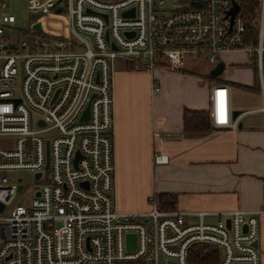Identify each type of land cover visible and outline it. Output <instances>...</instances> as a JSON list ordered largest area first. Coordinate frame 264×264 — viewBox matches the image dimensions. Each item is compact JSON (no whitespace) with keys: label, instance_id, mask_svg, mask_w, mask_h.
Returning <instances> with one entry per match:
<instances>
[{"label":"built area","instance_id":"1","mask_svg":"<svg viewBox=\"0 0 264 264\" xmlns=\"http://www.w3.org/2000/svg\"><path fill=\"white\" fill-rule=\"evenodd\" d=\"M7 2L0 0V264H193L197 245L219 250L215 264H260L259 212L160 210L154 196L145 212L116 210L112 76L116 60L152 74L183 69L188 59L214 68L225 51L245 50L259 71L264 114V0L255 44L241 0H26L22 31ZM50 18L61 32L44 25ZM209 115L212 129L238 128L226 88L212 90ZM153 162L168 158L157 152ZM20 173L36 186L27 189Z\"/></svg>","mask_w":264,"mask_h":264},{"label":"crops","instance_id":"2","mask_svg":"<svg viewBox=\"0 0 264 264\" xmlns=\"http://www.w3.org/2000/svg\"><path fill=\"white\" fill-rule=\"evenodd\" d=\"M192 60L186 65L196 73H183L185 65L179 72L157 68L147 74L114 61L116 210L145 212L150 197L167 193L175 198L173 210L259 212L257 248L264 264V114L260 75L258 84L255 77L259 71L245 50L222 53L218 63L225 68L217 78ZM215 88H226L232 111H240L238 128L217 130L210 125L204 133L183 132L185 110L205 111L210 121ZM157 152L167 156L166 164L153 162Z\"/></svg>","mask_w":264,"mask_h":264},{"label":"trees","instance_id":"3","mask_svg":"<svg viewBox=\"0 0 264 264\" xmlns=\"http://www.w3.org/2000/svg\"><path fill=\"white\" fill-rule=\"evenodd\" d=\"M260 0H241V16L245 22L247 42L255 44L258 35ZM182 129L186 133H204L210 129L207 112L185 110L182 114ZM158 209L173 210L175 198L172 194H157L154 196ZM193 264H215L219 261V250L208 245H197L191 249ZM120 264H143L142 261Z\"/></svg>","mask_w":264,"mask_h":264},{"label":"rangeland","instance_id":"4","mask_svg":"<svg viewBox=\"0 0 264 264\" xmlns=\"http://www.w3.org/2000/svg\"><path fill=\"white\" fill-rule=\"evenodd\" d=\"M7 1H8L7 2L8 12L13 15L14 20H15L13 27L16 28L18 31L26 30L27 29V23H28V15L26 12V0H7ZM97 1L113 2V1H117V0H97ZM168 2L173 3L172 0H168ZM43 23H44V25L48 26V29H50L56 33L61 32V30L58 29V26H57L54 18H50L49 20L46 19V20H44ZM188 60H191V59H188ZM192 61H196V63H198L200 66H203V68L205 70H207L208 73L210 72L211 66L204 59L192 60ZM181 70L182 69L175 71V72H179ZM196 72H198V71L195 70L194 67H192L190 65H188V66L186 65V71L183 73H196ZM263 75H264V73H263ZM255 77H256V83L257 84L260 83L259 82V74L257 71H256ZM19 176L23 179V182L26 185L27 189H31L33 186H36V182H33V180L31 179V176L29 174L20 173Z\"/></svg>","mask_w":264,"mask_h":264},{"label":"water","instance_id":"5","mask_svg":"<svg viewBox=\"0 0 264 264\" xmlns=\"http://www.w3.org/2000/svg\"><path fill=\"white\" fill-rule=\"evenodd\" d=\"M240 7L239 5L234 2L233 8L229 11L228 15L231 16V21L233 20L234 16L239 12ZM60 9H57L56 12H59ZM133 14V10L131 9L130 11H125L122 15L123 16H128V15H132ZM33 28L35 29H39V25L35 24L33 26ZM127 36H131L132 33H126ZM224 64L223 63H218L214 68L211 69L209 75L213 78H217L219 77L223 71H224ZM240 114V111H232V117L236 118L238 115ZM87 117V108L84 111V115L82 117V119H86ZM41 124V123H40ZM48 166V157H47V149H46V165L45 168H47ZM39 175L36 174L35 178H37ZM18 189H20V186L18 187ZM37 195V194H36ZM1 209V206H0ZM229 224V221H228ZM246 230V227L244 228ZM255 247H258L257 241L254 243ZM135 248V236L133 234H127L126 236V249L127 251H132Z\"/></svg>","mask_w":264,"mask_h":264}]
</instances>
